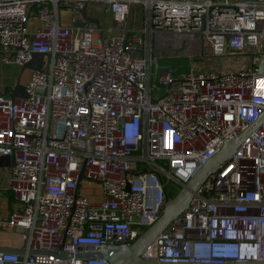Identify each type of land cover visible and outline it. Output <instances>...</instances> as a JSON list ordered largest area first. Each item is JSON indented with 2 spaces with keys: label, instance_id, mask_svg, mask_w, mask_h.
Segmentation results:
<instances>
[{
  "label": "built area",
  "instance_id": "1",
  "mask_svg": "<svg viewBox=\"0 0 264 264\" xmlns=\"http://www.w3.org/2000/svg\"><path fill=\"white\" fill-rule=\"evenodd\" d=\"M90 1L103 4L105 21L87 15ZM134 7L145 11L137 22ZM159 30L196 38L200 55L206 43L212 55L249 47L251 58L236 70L179 73L153 50L179 57L188 46L155 48ZM263 36L264 0H0V61L22 65L44 53L16 80L24 96L0 91V155L13 160L0 168V190L12 201L0 231L14 230L10 247L24 250L0 252V264H108L81 256L130 246L167 194L259 116L264 49L254 47ZM84 181L98 185L97 201L81 192ZM139 257L264 264V120Z\"/></svg>",
  "mask_w": 264,
  "mask_h": 264
},
{
  "label": "water",
  "instance_id": "2",
  "mask_svg": "<svg viewBox=\"0 0 264 264\" xmlns=\"http://www.w3.org/2000/svg\"><path fill=\"white\" fill-rule=\"evenodd\" d=\"M85 3L81 7L83 16L93 21L98 25V20L95 18H90L85 15ZM202 48V45L200 46ZM44 53L42 52H32L30 58L22 63L21 69H38L39 63L43 58ZM257 72L264 73V54L259 56L257 61ZM166 68H160L159 71H163ZM10 97L14 96H24L25 90L24 85L15 81L8 92ZM264 120V108L260 112L257 119L251 122L249 126L236 137L225 140L220 148V150L211 156L202 166L197 168L192 176L185 182L178 191L169 198L165 199L164 204L161 207L158 217L155 221L142 230L133 240L132 244L128 247H103L95 252L84 254L81 257L99 258L105 260L108 264H199V263H159L154 260H145L139 257V255L146 249L147 246L151 244L154 238L167 226V224L172 220L174 216L182 212L187 208L188 201L191 197L192 191H194L203 179L214 170L217 169L219 164L226 159V157L235 151L238 143L245 137V135L252 130L255 126ZM87 149L89 147L88 140L86 139ZM12 157L8 155H0V168L12 166ZM82 176V170L80 169L77 181ZM0 252L15 253L17 255H23L24 250L21 248H13L10 246H0ZM28 253H32L31 251ZM48 255H52L46 252Z\"/></svg>",
  "mask_w": 264,
  "mask_h": 264
},
{
  "label": "rangeland",
  "instance_id": "3",
  "mask_svg": "<svg viewBox=\"0 0 264 264\" xmlns=\"http://www.w3.org/2000/svg\"><path fill=\"white\" fill-rule=\"evenodd\" d=\"M103 4L100 1H90L86 8V13L89 16H94L100 19V21H105V13L101 9ZM144 9H140L138 7H134V17L133 22H137L138 18L140 16L144 15ZM132 12L129 13V16L127 18V22L131 19ZM60 22L62 24H68L70 22V12L68 8L64 7L63 11L61 10L59 13ZM108 22V19H107ZM182 40L185 41L188 48L184 50L183 55H180L179 57H173L170 55L171 51L168 50H153V53L155 56H159L160 59L158 60L159 65H167V66H177L178 64V71L181 73L182 71L187 70L189 67L195 71H204V70H212V71H221L225 68L230 69H239L244 66L247 62L250 61L251 55L249 50L250 48L247 47L245 50L237 53H230L225 52L220 55H212L209 53L208 46L206 43L203 47V54H199V51L197 49V41H187L182 36H178V34L171 32V31H164L159 30L157 32L153 33V44L155 45V48L159 49H169L170 47L174 46V43H176V40ZM255 49H264V36L259 40L257 45L254 47ZM161 56H163L161 58ZM165 56V57H164ZM179 61V63H178ZM45 65V59L43 61V67ZM21 65L17 64H8L3 63L0 61V73L8 72L7 70H11L12 72H16L15 80L23 81L27 73L29 72L28 68H20ZM175 72V70H174ZM163 88L160 86H157L153 89L152 92L156 94H161L163 92ZM84 182H90V181H84ZM80 190L81 192L87 196L89 199L98 200L99 198V188L96 184L91 183H82L80 184ZM177 187H175L176 189ZM14 230L8 232V231H0V238L9 237L10 239L15 237L13 234Z\"/></svg>",
  "mask_w": 264,
  "mask_h": 264
},
{
  "label": "crops",
  "instance_id": "4",
  "mask_svg": "<svg viewBox=\"0 0 264 264\" xmlns=\"http://www.w3.org/2000/svg\"><path fill=\"white\" fill-rule=\"evenodd\" d=\"M63 8L64 7H60L59 8V13H60L61 10L63 11ZM36 23H37V20L34 17L32 19V21L30 22V24H29V28H33ZM182 38H184L187 41H194V40L197 41L196 38H189V36H185L184 37V35H182ZM176 41H183V39L182 40L178 39ZM8 64H12V63H8ZM7 71L8 72H6V71L3 72L2 71L0 73V91L1 90L6 91V92L10 91L12 85L15 82L14 80L16 79L15 78L16 72H12L11 70H7ZM83 183L91 184L90 182H83ZM97 187H98V185H97ZM99 198H100V190H99ZM89 200L90 201H95L93 199H90V197H89ZM11 202L12 201H11L10 193L8 191L0 190V214H5L8 211V209L10 208ZM14 241L15 240L13 238L10 239L9 237H5V238H2V239L0 238V246H11V245H13L12 242H14ZM15 242H18V241H15Z\"/></svg>",
  "mask_w": 264,
  "mask_h": 264
},
{
  "label": "trees",
  "instance_id": "5",
  "mask_svg": "<svg viewBox=\"0 0 264 264\" xmlns=\"http://www.w3.org/2000/svg\"><path fill=\"white\" fill-rule=\"evenodd\" d=\"M173 195H174L173 193H168V194H167L168 197H172ZM144 229H145V228H142L141 231L144 230Z\"/></svg>",
  "mask_w": 264,
  "mask_h": 264
}]
</instances>
